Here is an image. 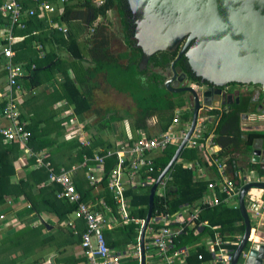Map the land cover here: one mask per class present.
I'll return each mask as SVG.
<instances>
[{
  "label": "crops",
  "instance_id": "0c3cea01",
  "mask_svg": "<svg viewBox=\"0 0 264 264\" xmlns=\"http://www.w3.org/2000/svg\"><path fill=\"white\" fill-rule=\"evenodd\" d=\"M21 1L26 9L39 10L38 4L36 5L32 0ZM49 1L57 3L54 0ZM2 2L3 0H0V5ZM58 5L60 11L57 13L39 16L41 12H38L37 16L29 18V20L42 21L43 27L46 26L42 29L35 23L31 37L30 35H23L26 27L23 29L14 28L13 30L11 47L14 52V60L21 63L24 68L31 66L30 70L33 71L37 65L38 69L33 71V76H36V84L29 86L25 80L29 73L27 70L25 76L20 80L22 90L12 91L14 103L19 111V120L31 134L26 142L29 152L19 141H5L0 134V152L5 153V156L0 157V169L3 168L2 164L6 165L3 173L4 176L8 177L7 183H4V186L1 185V191L4 195L0 201V215L4 217L3 219L0 218V264H90V257L81 245L82 234L86 229L85 222L83 219L76 218L73 212L75 209L73 203L57 196L61 187L50 180L49 168L55 173H59L61 169L67 171L84 201L95 205V209L101 211L106 219L103 234L107 246L120 251L127 246L139 243L140 232L138 229L140 227L134 219H146L152 185L130 186L129 181L124 183L123 193L132 220L123 222L121 212L117 208V202H115V192L108 187L107 183V175L116 161L114 152L124 142H131L139 136L153 137L162 133L161 124L165 120H168L169 123L171 115L173 118L176 111L181 113V109L185 108L178 109L177 106L181 93L173 94L163 87L161 81L163 76L160 72L166 73L165 68L153 65L150 59L146 65L139 67L142 71V74H139V82L143 85V90L157 91L156 88L160 89L162 99L158 102L153 101L152 97L146 98V95L140 94L141 87L136 85L137 80L129 77L124 71L125 69L120 68L122 73L120 76L115 69L110 68L109 63L104 59V50L108 51L110 47L114 53L128 51L125 38L121 36V40H118V35L113 30L114 23L110 19L111 31L114 35L110 46L103 45L102 52L97 48L98 43L88 41L94 27L103 21L101 17H98L89 27H86V24L79 19H72L70 31L76 35L75 39L78 42L79 51L73 47H66L62 38L69 25L53 19L60 14L64 7L61 4ZM111 12L112 10L106 12L107 19ZM0 16L3 19L6 18L1 12ZM4 20L5 22L0 24V31L8 24V19ZM53 22L57 23L58 27L51 25ZM65 36L67 35L65 34ZM76 51H78V55L74 54ZM125 61V59L120 60V64ZM242 87L246 89L250 86L244 85ZM8 94V80L3 68V58L0 56V129L11 125V122L2 114V108L8 100ZM182 95L188 94L182 93ZM172 101L174 102L173 108L168 110V105L170 102L173 103ZM158 104L165 109L157 110L154 108ZM185 104L192 108L191 102ZM259 114L261 111L256 109L243 112L240 119L241 129L246 132H264V121H258L257 118ZM191 116L192 111L182 112L179 122L174 123L171 119L166 130L170 128V131L178 135L180 130L187 128L188 122L191 123ZM211 119L213 120V118ZM259 138H264V136L256 138L247 155L239 161L242 171H239L237 176L235 185L238 187H240L243 177L250 172L256 176H263L260 174L259 162L253 159L252 154L253 149L264 150V141H260ZM177 146L178 144H170L164 149L150 152L149 157L152 160L153 169L148 172L147 168L143 167L137 176V180H142L147 174L158 177L165 167L160 172L155 173L156 158L162 156L167 148L174 147L176 150ZM185 148L193 149L185 144L182 151ZM112 150L113 155L106 156ZM208 150L216 152L213 155L218 158L217 153L221 147L215 143V147L208 148ZM180 154L171 168L166 171L171 179L167 182L165 190H162L163 194L161 196H158V193L154 195V204L149 219L158 212L157 210H164L165 213L167 211L172 212L185 204L199 205L202 200L201 198L195 203L180 202L175 206L172 205L171 200L173 198L168 196V188L174 180V166L181 164L185 168H191L186 165H200L197 161L183 160ZM40 155L43 156V161L48 163V166L36 164V158ZM95 155L105 156L102 172L95 170L101 163L94 159ZM214 158L212 162L217 171V182H220L222 175L214 162ZM85 160H87V164L83 165ZM108 160H112L109 169L106 167ZM219 160L225 165L222 169L223 175L231 179L224 159L220 158ZM249 161L256 163L257 169L248 168ZM38 170L47 174L45 180L39 183L32 173ZM90 173L101 177L102 180L91 185L88 180ZM197 173H201V170L197 169ZM204 173L202 174L204 175ZM197 178L206 179V176L204 178L197 176ZM24 182L34 183V185L26 186ZM256 189L252 193L258 199L262 196L264 201V189L261 187H256ZM218 192L221 194L219 187L216 192L219 196ZM50 194L53 200L59 204L73 205L71 212L62 216L59 208L55 210L52 206L47 205L45 202L50 200ZM205 195H210V190L209 194ZM238 195L233 196L229 204L224 203L225 206L238 208V205L236 206ZM141 197H146V200ZM136 198H138L137 203H133ZM155 200H157L156 207ZM100 201H103L109 209L104 210ZM262 208L264 211V206ZM248 215L251 222L249 212ZM131 224H137L134 228L136 240L124 244L125 235L122 234V228ZM216 229L219 233L218 238L224 241L222 246L216 247V251L219 248H235V236H242L244 232L243 229V231L235 230L232 233L228 231L222 233L218 228ZM187 234L179 235L178 244L186 245L188 248L187 253L183 256L184 260L179 264H195L190 261L192 257H197L198 254L202 255L201 259L197 257L200 261L198 264H222L219 262L212 263L211 251L201 243L202 238L211 234L208 230H202L197 235ZM255 241L264 244V224H261L260 219H256V225H251L249 244ZM200 248L208 253L207 259L202 253L196 254ZM244 250L248 251L246 248ZM247 256L239 255L236 263L245 264L244 261ZM135 258L137 257L123 258L119 264H128ZM95 259L98 260L99 258L96 256ZM137 259L139 264V258Z\"/></svg>",
  "mask_w": 264,
  "mask_h": 264
},
{
  "label": "built area",
  "instance_id": "2783aa9c",
  "mask_svg": "<svg viewBox=\"0 0 264 264\" xmlns=\"http://www.w3.org/2000/svg\"><path fill=\"white\" fill-rule=\"evenodd\" d=\"M36 5L38 4L39 10L26 9L23 6L21 0H3L0 5V12L8 19V24L0 31V56L3 58V68L6 71L8 80L9 94L8 100L5 102L2 108V114L7 118L11 125L0 129V134L5 141H19L25 150L29 152L26 147V142L30 137V131H28L22 122L19 120V111L14 103V97L12 91L22 90L20 80L25 76L26 71L23 65L14 60V52L11 47L13 30L14 28L23 29L26 27L29 18L37 16L38 12H41L39 16L51 15L57 13L59 5H63L68 0H54L57 3H51L49 0H32ZM107 0H93L95 4L103 5ZM51 25L56 26L53 22ZM65 31L64 28H62ZM43 54L42 52L40 53ZM228 89V88H224ZM186 110L192 111V108L185 107L180 111H176L172 118V122L177 123L180 120V114ZM201 110L194 130L187 139L186 145L192 148L200 147L205 150L208 155H213L216 152L209 151L208 148H214L215 143L213 135L209 134L205 136L203 133L204 127L210 120V117L201 116ZM209 111V110H208ZM258 121H264V114L261 113L257 116ZM190 123L184 130H180L178 135H175L170 128L162 133L153 136H139L137 139L131 142H124L121 147L115 150L116 161L113 168L107 175L108 187L114 191L115 202H117V208L121 212L123 222L132 220L129 216V210L126 203V197L123 193L124 183L129 181L130 186H137L143 184L151 186L157 179V176L147 174L142 180H137L138 174L143 167L147 168L148 172L153 169L152 160L149 157V153L153 150L164 149L170 144H179L184 138ZM113 155V150L109 151L106 156ZM105 156L95 155L94 159L100 161L98 164V170L102 172ZM214 162L217 165L222 180L219 182V191L224 194V198L221 200L216 194V185L214 182L208 183V188L211 191L210 195H204L199 205L191 206L188 204L183 205L180 209L172 212H164V210H157L158 212L149 219L144 232V248L146 256V264H179L184 260L183 256L187 253L188 248L186 245H179V235L191 233L197 235L202 230H208L211 234H208L201 239L202 245L211 251V262L230 264L233 259L234 249L219 248L216 251V247H220L224 244V241L218 238V231L216 227L209 224L207 219H201L199 214L203 209V206H214L220 203L229 204L233 196L239 194L240 189L249 183H264V175L256 176L252 172L243 177L240 187L236 186V181H232L223 175L224 164L218 158H214ZM37 165L48 166V163L43 161V156L40 155L36 158ZM87 164V160L83 165ZM191 168H197L201 170V173H197L199 178H204L206 174L203 168L199 164L189 165ZM94 171V170H93ZM204 173V175L202 174ZM88 180L91 185L100 182L101 177L94 176L92 173L88 175ZM50 180L60 185V190L57 194L59 198H64L75 205L74 214L76 218L83 219L86 225V229L82 234L81 245L85 248L87 254L90 257V264H119L121 259L127 257H140V245L139 243L127 246L123 250H115L107 246L105 237L103 234V226L106 224V219L98 209H95V205L86 203L82 195L78 192L74 181L67 171L61 169L59 173H55L49 168ZM141 179V178H140ZM171 179V176L165 173L157 183L154 195L158 193V196L163 194L167 185V182ZM237 188V190H236ZM257 190L256 187L248 189L244 196L245 206L252 216L261 221L264 224V201L259 197H256L252 191ZM238 203V202H237ZM101 207L106 210L109 209L103 201H100ZM236 204V203H235ZM234 204V205H235ZM238 204H236L237 206ZM3 215L0 218L3 219ZM139 223L138 232L141 231L145 219H134ZM188 230L186 231V229ZM188 235V234H187ZM236 240L234 244L240 242L242 236H235ZM226 244H228L226 242ZM246 257L248 251L242 250L240 255ZM96 256L99 258L96 260ZM198 259L202 258L201 254L197 255ZM240 264V263H236ZM264 264V260H263Z\"/></svg>",
  "mask_w": 264,
  "mask_h": 264
},
{
  "label": "water",
  "instance_id": "95a60500",
  "mask_svg": "<svg viewBox=\"0 0 264 264\" xmlns=\"http://www.w3.org/2000/svg\"><path fill=\"white\" fill-rule=\"evenodd\" d=\"M123 1L130 22V39L141 52L139 67L146 65L155 53L177 52L168 69L172 77L165 79L164 84L173 94H188L192 105L190 127L150 189L148 213L139 236V264H145L144 232L155 188L185 146L200 111L230 105L235 95L230 84L255 85L264 94V0ZM181 57L187 62L188 77L176 65ZM189 80L195 83L191 85ZM235 100L239 102V96ZM261 106L259 111L264 114ZM252 154L259 162L260 174L264 175V150L253 149ZM251 187L264 189V183H249L239 191L238 209L244 232L230 264H236L245 248L248 250L245 264H263L264 244L257 241L249 244L251 222L244 196Z\"/></svg>",
  "mask_w": 264,
  "mask_h": 264
},
{
  "label": "trees",
  "instance_id": "16d2710c",
  "mask_svg": "<svg viewBox=\"0 0 264 264\" xmlns=\"http://www.w3.org/2000/svg\"><path fill=\"white\" fill-rule=\"evenodd\" d=\"M23 3V2H22ZM24 6V4H23ZM63 9L55 16L53 19H56L62 23H68L69 28L67 31L64 32L62 42L66 47H73L74 49L78 48V42L75 39L76 35L72 34L70 31L72 19H79L83 23L86 24V27L92 25V23L98 18L101 17L103 21L99 22L95 27L94 31L90 33V38L88 41H93L98 43L97 48L102 52L101 48L103 45L106 47L110 46L112 37L114 33L111 31V22L107 19L106 12L108 10H112L116 14V18L120 23V30L121 36L125 38L128 51L126 52H112L111 48L109 47L108 51L104 50L103 56L107 63H109L110 68L113 70L115 69L120 76L122 73L120 72V68L125 69L124 71L127 72L128 76L137 80L136 85L140 86L141 89L139 90L140 94L146 95V98L152 97V100L158 102L162 99L160 89L157 91L151 90H143V85L139 82V74H142V71L139 68V61L141 57V52L139 48L134 46V41L130 39V22L126 16L125 11V4L123 0H107L103 5H98L92 2V0H69L68 2L63 4ZM7 19V18H4ZM2 16H0V24L5 22ZM37 23L39 28L44 29L43 22L37 19H31L28 21L26 29L24 30L23 35H30L34 26ZM23 31V30H20ZM65 34L67 36H65ZM21 36V35H20ZM78 51L74 54L78 55ZM175 52H158L155 53L150 57V62L153 65L158 67H163L166 63L173 58ZM125 59L124 63L120 64V60ZM182 59H184L182 57ZM37 66V65H36ZM33 69L37 70L38 67ZM26 72L28 70V75L25 77V80L29 83V86H33L36 80V76H33V71L30 70L31 66H27ZM30 70V71H29ZM156 76V75H155ZM153 87V88H154ZM182 95V93H181ZM180 95V96H181ZM179 100H182L179 98ZM173 102V101H172ZM176 103V102H175ZM173 103H169L168 110L173 108ZM166 106V105H165ZM157 110H164L165 107L158 104L154 106ZM245 103L238 104V105H225L222 106L220 109H211L209 111H202L201 116H207L213 118V120H209L207 122L208 125L205 126L203 133L205 136L209 134L214 135V141L217 145H220L221 150L218 151L217 157L220 159H224V163L227 165V171L230 175L232 181L237 180V176L239 171H242V168L239 164L241 158L247 155V152L250 150L251 145L253 144L254 140L258 137H263L264 132L260 131H244L240 127V119L243 112H247ZM167 119V118H166ZM172 119V115L170 116V121ZM169 121V123H170ZM168 120H165L161 124V130L164 131L169 126ZM174 147L167 148L162 154V156H158L155 160L156 163V172H160L167 162L170 160L171 156L174 152ZM5 156L4 152H0V157ZM180 156L185 159L186 161H197L200 163L201 167L204 169L206 174V179H198L197 178V168H185L181 164H176L173 168V177L174 180L168 188V196H172V205L175 206L180 202L184 203H195L199 201L205 194H209L208 183L210 181L214 182L216 185V192L219 186L218 175L216 168L212 162V159L215 157L214 155H208L206 151L202 148H185ZM112 160L107 161V169L110 167V163ZM2 164V163H1ZM3 168L0 169V201L3 199L2 194V186L4 183H7L8 177L4 176V169L6 165L2 164ZM248 168L257 169V164L252 163L251 161L248 162ZM196 170V172H195ZM37 179V182L44 181L47 177V174L42 170L33 171L32 172ZM24 185L30 186L33 184H28L24 182ZM58 189V187H57ZM54 191V190H53ZM211 192V191H210ZM52 193V192H51ZM219 193V192H218ZM174 195V196H173ZM219 197L222 200L224 194L219 193ZM143 200H146V197H141ZM50 200H46V204L52 206L55 210L56 208L60 209V214L63 216L65 213L71 212L73 209V205L65 206L64 204H59L53 200L50 194ZM138 198L133 201V203H137ZM157 205V200H155V207ZM35 208L37 206L35 205ZM39 210V209H36ZM169 212V211H167ZM201 219H207L209 224L218 228L222 233L228 231L232 233L235 230L243 231L244 224L242 221L241 214L238 208H232L225 206L224 203H220L214 206H203L199 214ZM238 223V224H237ZM137 224H131L122 228V234L125 235V242L126 244L129 241L136 240V234L134 233V228ZM202 253L204 258H208V253H206L203 248H200L196 254ZM191 263L198 264L200 261L197 257L191 258ZM128 264H138V259H132L129 261Z\"/></svg>",
  "mask_w": 264,
  "mask_h": 264
},
{
  "label": "flooded vegetation",
  "instance_id": "af4514ba",
  "mask_svg": "<svg viewBox=\"0 0 264 264\" xmlns=\"http://www.w3.org/2000/svg\"><path fill=\"white\" fill-rule=\"evenodd\" d=\"M176 53L177 52H175L173 58L169 60L164 66L165 68L164 70L166 71V73L160 72L163 76L161 81L163 82L162 84L164 85L163 86L164 88H166V85L164 84V80L172 77V73L168 69L170 68L171 61L176 56ZM176 65H179L181 67V70L186 72L187 77L189 76V71H188L189 69L185 59H182L181 57L176 63ZM191 82L195 83L194 81L189 80L190 84ZM230 85H231L230 87L235 92L234 93L235 95L231 98L232 102L230 103V105H238L245 103L246 110H252V109L259 110L260 109L259 106H261L262 104L261 107L264 108V94L261 91L260 87L258 86L253 87V85H249L250 86L249 88L244 89V87L239 86L237 84H230ZM235 96H239V102L235 100Z\"/></svg>",
  "mask_w": 264,
  "mask_h": 264
},
{
  "label": "rangeland",
  "instance_id": "374dc122",
  "mask_svg": "<svg viewBox=\"0 0 264 264\" xmlns=\"http://www.w3.org/2000/svg\"><path fill=\"white\" fill-rule=\"evenodd\" d=\"M108 19H110L111 21H113V23H114L113 24V30L118 35V40L120 41L121 40L120 23L118 22V20L116 18V14L112 11L110 13V16H109ZM55 25H56V27H58L57 23H55ZM193 84L194 83H191V85H193ZM254 86L255 85H253V87ZM181 98H182V100H179V102H177L178 109L189 106L188 104H185V103H188L189 102L188 95H181ZM184 99H185V103H184ZM256 112H258V111H256ZM249 214L251 216V225H256V219L252 216L251 213H249ZM240 261H242V258H240Z\"/></svg>",
  "mask_w": 264,
  "mask_h": 264
}]
</instances>
